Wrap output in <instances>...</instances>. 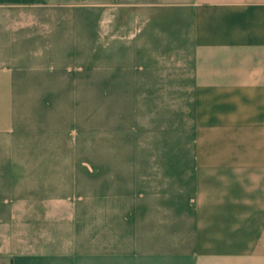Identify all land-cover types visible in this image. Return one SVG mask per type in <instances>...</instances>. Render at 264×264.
<instances>
[{
	"label": "crops",
	"instance_id": "1",
	"mask_svg": "<svg viewBox=\"0 0 264 264\" xmlns=\"http://www.w3.org/2000/svg\"><path fill=\"white\" fill-rule=\"evenodd\" d=\"M0 264H264V0H0Z\"/></svg>",
	"mask_w": 264,
	"mask_h": 264
},
{
	"label": "rangeland",
	"instance_id": "2",
	"mask_svg": "<svg viewBox=\"0 0 264 264\" xmlns=\"http://www.w3.org/2000/svg\"><path fill=\"white\" fill-rule=\"evenodd\" d=\"M71 107L76 117L73 134L83 136L84 141L90 144L92 151L99 148V142L104 137L109 138L116 134L123 139L122 144L129 148V94H100L98 88H92L88 94H74ZM116 107L120 117L114 120ZM122 108V109H121ZM121 109V110H120ZM105 113V119L101 120L100 113ZM122 113V114H121ZM116 125V126H114Z\"/></svg>",
	"mask_w": 264,
	"mask_h": 264
}]
</instances>
